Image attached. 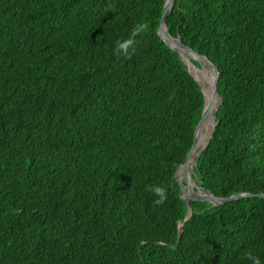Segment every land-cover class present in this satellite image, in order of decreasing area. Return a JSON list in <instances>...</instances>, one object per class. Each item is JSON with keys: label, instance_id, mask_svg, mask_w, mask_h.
Wrapping results in <instances>:
<instances>
[{"label": "trees", "instance_id": "trees-1", "mask_svg": "<svg viewBox=\"0 0 264 264\" xmlns=\"http://www.w3.org/2000/svg\"><path fill=\"white\" fill-rule=\"evenodd\" d=\"M164 3L0 0V264H264L262 195L192 200L178 237L204 94ZM166 23L219 71L197 184L264 194V0H174Z\"/></svg>", "mask_w": 264, "mask_h": 264}, {"label": "water", "instance_id": "water-1", "mask_svg": "<svg viewBox=\"0 0 264 264\" xmlns=\"http://www.w3.org/2000/svg\"><path fill=\"white\" fill-rule=\"evenodd\" d=\"M173 3H174V0H165L164 6H163V12H162L161 21H160V24H159V27H158L159 35L163 38V40L168 44L169 47H171V48H173V49H175L176 51L179 52L182 60L187 65V68L190 71V73L194 76L196 81L199 83V85L201 87V90H202V92L204 94V107H203L201 119L197 123V125L195 127V130H194V141H193V144H192L191 148L188 151V154H187L185 162L180 164L177 167L176 171H175V177L177 178V172H178L179 168L181 166H183L184 169L182 171V174H186L187 175V182H185L183 180V176L180 179L177 178V181L180 184V187H181V190H182L181 197L187 203L188 208H189V212H188L187 216L183 220H181L179 222V236L178 237L180 238L181 235H182V232H183L182 224L186 220H188L191 217V215L193 214V212H194V208H193V205L191 203L192 200H205V201L211 202L213 205H217L219 203H224V202H227V201L239 199V198H241L243 196H254V195H262V196H264V194L239 193V194H234V195L227 196V197L217 196V195L213 194L212 192L204 191L197 184L196 179L193 176V167H194V165L196 163V161H195L196 156L193 159L192 156H191V151H192V147H193V145L195 143L197 128L199 127L200 124H202L206 120V118H207V116L209 114L210 108L206 107V98H205L204 86H203L202 82L198 79V77L192 73L191 67H193V69L195 68L196 70H198V69L203 67V68H206L208 72H211L213 74L214 86L212 88V100L214 101L217 98H219L218 105L222 101V98L219 95V91H218V87H219V71H218L217 67L211 62V60L208 57H206L205 55L200 54L192 46H190L189 44H186L185 42H183L179 37H174L170 33V31H169V29L167 27L166 17L168 15L169 11L171 10ZM183 48L190 52V55L188 56L187 60L182 55V49ZM201 58H206L207 61L209 62V64H211V66H208V65L204 64L202 62ZM218 105H217V107L215 109V112H216V110L218 108ZM214 130H215V113H214V125L212 127L211 134L209 136V139L207 141L206 146L202 150H204L207 147V145L209 144V142H210V140H211V138L213 136ZM187 185H190L195 190V192L197 194L192 196V197H188V198L184 197V192H185L184 190H185V186H187Z\"/></svg>", "mask_w": 264, "mask_h": 264}, {"label": "bare ground", "instance_id": "bare-ground-1", "mask_svg": "<svg viewBox=\"0 0 264 264\" xmlns=\"http://www.w3.org/2000/svg\"><path fill=\"white\" fill-rule=\"evenodd\" d=\"M182 55L187 60L188 56L190 55V52L186 49H182ZM202 62L208 66H211L206 58H201ZM195 69V68H194ZM193 67H191V71L194 72V75L198 77V79L202 82L205 89V98H206V107L210 108L209 114L206 118V120L199 125L197 128L198 132L196 131V139L195 143L192 147L191 156L194 159L195 156H197L202 149L206 146L209 135L208 133L211 132L212 127L214 125V113L215 109L219 103V98L216 100H212V88L214 86V80H213V74L211 72H208L206 68H200L198 70H194ZM208 84V85H207ZM184 167L181 166L178 170V173H182ZM184 197H192L196 195L197 193L195 190L190 186H185L184 190Z\"/></svg>", "mask_w": 264, "mask_h": 264}, {"label": "rangeland", "instance_id": "rangeland-1", "mask_svg": "<svg viewBox=\"0 0 264 264\" xmlns=\"http://www.w3.org/2000/svg\"><path fill=\"white\" fill-rule=\"evenodd\" d=\"M193 74H194V72H192ZM208 85V84H207ZM204 86V85H203ZM210 134H211V132H209L208 133V135L210 136ZM209 139V138H208ZM182 176H183V180L185 181V182H187V175L186 174H182V173H178L177 172V178L178 179H180V178H182Z\"/></svg>", "mask_w": 264, "mask_h": 264}]
</instances>
